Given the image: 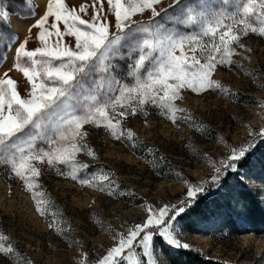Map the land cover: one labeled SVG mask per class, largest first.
I'll use <instances>...</instances> for the list:
<instances>
[{
  "label": "snow or ice",
  "instance_id": "snow-or-ice-1",
  "mask_svg": "<svg viewBox=\"0 0 264 264\" xmlns=\"http://www.w3.org/2000/svg\"><path fill=\"white\" fill-rule=\"evenodd\" d=\"M160 4L161 0H90L74 6L66 0H43L42 13L28 29H36L38 46L27 47L30 36L19 41L12 68L0 74V165L23 183L41 216L46 215L42 205L47 201L37 191L42 174L38 165L45 163L82 186L116 195L115 189L105 187L107 175L81 176L90 166L80 163L77 154L96 155L87 143L89 128L103 129L134 147L138 137L123 127V121L146 116V106L157 108L173 123H192V117L176 115L185 111L175 103L182 98L181 90L236 95L213 74L217 65L234 63V45L241 35L264 37V0H223L227 7L219 8L185 0H172L158 9ZM7 19L8 13L0 8V21ZM116 60L130 61L122 77L115 74ZM13 70L30 85L24 94L10 75ZM259 137L264 139V127ZM253 147L250 142L233 147L220 166L213 162L210 180L195 185L185 180L182 200L159 208L145 202L146 218L118 233L116 243L95 264H144V258L146 264H156V237L188 248L177 239L178 221L210 187H219L222 172L235 171ZM58 166H70V171ZM48 226L60 232L55 221ZM12 251L0 244V253ZM82 255L79 264H86L88 254Z\"/></svg>",
  "mask_w": 264,
  "mask_h": 264
},
{
  "label": "rangeland",
  "instance_id": "rangeland-1",
  "mask_svg": "<svg viewBox=\"0 0 264 264\" xmlns=\"http://www.w3.org/2000/svg\"><path fill=\"white\" fill-rule=\"evenodd\" d=\"M66 2L78 6L90 0ZM185 2L227 7L223 0ZM171 3L172 0H161L158 9ZM42 6L43 0H0V8L8 13V19L0 21V74L12 68L19 41L30 36L27 47L38 46L34 39L36 29L31 33L28 29L42 13ZM176 12L173 9L171 14ZM232 60L231 65H217L213 79L236 95L225 96L211 89L202 93L181 90L182 98L175 103L185 111L176 115L190 116L192 123L184 119L173 123L148 105L146 116L137 114L123 121V127L138 137L134 147L111 138L103 129H88L87 143L96 155L77 154L80 163L90 166L81 176L107 175L105 187L115 189L114 196L58 175L57 169L45 163L38 165L42 174L37 191L43 192L47 201L42 205L46 215L41 216L23 183L0 165V244L13 249L7 255L0 253V264H28V261L79 264L84 253L88 254L86 264H95L116 243L118 233H126L128 227L146 218L147 212L142 207L145 202L159 208L182 200L188 187L185 180L193 185L210 180L213 162L220 166L219 161L231 154L233 147L238 149L249 142L254 147L245 156L247 168L232 177L235 188L220 191L221 206L214 209L211 219L207 222L196 219L193 230H188L182 220L178 221L177 239L189 247L170 246L156 237L154 259L156 264H170L167 251L191 249L205 259L225 264H264V235L232 231L221 222L230 216L240 226L244 225L236 190L240 184L252 190L264 209V154L255 153L259 146L264 149V139L259 137V130L264 127V37L253 33L241 35L238 45H234ZM115 63L119 66L115 74L124 76L130 61ZM10 75L17 80L21 94L30 88L21 73L13 70ZM58 167L70 171V166ZM215 188L211 187L210 194L216 193ZM53 221L59 233L49 228Z\"/></svg>",
  "mask_w": 264,
  "mask_h": 264
},
{
  "label": "trees",
  "instance_id": "trees-1",
  "mask_svg": "<svg viewBox=\"0 0 264 264\" xmlns=\"http://www.w3.org/2000/svg\"><path fill=\"white\" fill-rule=\"evenodd\" d=\"M255 150L256 154H264V149L259 146ZM257 151V152H256ZM255 154V155H256ZM246 156V155H245ZM254 157V154H253ZM252 158V156H250ZM247 159L244 157L241 162L238 164L237 169L231 173L222 172L221 178L219 180V187H216V193L210 194V189L208 193L202 194L199 198V202L195 205L187 214L184 215V218L181 219L184 225L188 230H193L196 228L195 220L199 219L204 222H207L211 219L214 214V209L219 208L220 205V191L228 190L229 188H235L231 179L234 176L240 175V169H246L248 163ZM264 182V178L262 179ZM237 194L239 197V205L244 216V225L240 226L235 222V219L230 218V216H225L221 222L227 224V227L232 231L245 232L250 231L254 234L264 235V209L259 205L258 199L252 193V190L249 187H245L243 184H240V187L237 186ZM174 252L167 251L166 259L170 264H225L222 262H216L210 258L205 259L199 252H194L191 249H177L173 250Z\"/></svg>",
  "mask_w": 264,
  "mask_h": 264
},
{
  "label": "bare ground",
  "instance_id": "bare-ground-1",
  "mask_svg": "<svg viewBox=\"0 0 264 264\" xmlns=\"http://www.w3.org/2000/svg\"><path fill=\"white\" fill-rule=\"evenodd\" d=\"M22 27V26H21Z\"/></svg>",
  "mask_w": 264,
  "mask_h": 264
}]
</instances>
